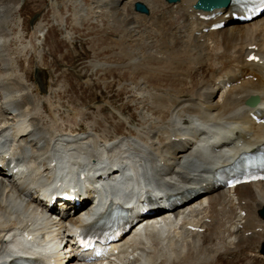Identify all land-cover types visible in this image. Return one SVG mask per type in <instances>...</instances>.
I'll use <instances>...</instances> for the list:
<instances>
[{
  "label": "bare ground",
  "instance_id": "bare-ground-1",
  "mask_svg": "<svg viewBox=\"0 0 264 264\" xmlns=\"http://www.w3.org/2000/svg\"><path fill=\"white\" fill-rule=\"evenodd\" d=\"M91 1L86 7L79 4L80 17L113 7L112 0ZM116 2L118 6L126 2L130 10L137 2L147 3L144 23L130 10L116 7L113 27L118 32L125 28L130 33L139 29L154 34L153 26L159 25L156 40L168 58L161 60L163 70L155 72L166 76L158 75L162 81L177 77L188 88H167L162 96L155 94L148 110L141 109L139 124L131 123L130 118L122 120L127 125L122 135L107 127L101 133L89 128L50 135L37 131L41 107L38 110L32 105L27 78L8 55L11 40L21 38V0H0V163L10 157L20 172V178L0 176V264H9L22 252H36L49 264H60L61 247L69 241L72 227L83 224L84 213L55 223L48 218L52 214L43 211L37 193L68 187L97 190L105 175L120 178L119 183L105 188L106 194L128 204L154 190L171 193L200 186L205 191L191 206L173 214V220L145 226L110 264H264L260 250L264 183L231 190L208 184L211 171L243 151L264 145V124L256 125L249 117L257 108L264 112V17L238 25L225 18L231 12L229 6L205 12L195 9L197 0ZM50 6L53 21L62 26L56 0ZM217 12L222 15L216 22L225 21V27L203 32L213 22H204L199 16ZM43 29L41 23L34 25L30 49L41 43ZM251 99L255 102L250 106ZM93 195L105 207L101 194ZM188 227L204 232H192ZM70 264H77L76 259Z\"/></svg>",
  "mask_w": 264,
  "mask_h": 264
},
{
  "label": "rangeland",
  "instance_id": "rangeland-1",
  "mask_svg": "<svg viewBox=\"0 0 264 264\" xmlns=\"http://www.w3.org/2000/svg\"><path fill=\"white\" fill-rule=\"evenodd\" d=\"M112 1L113 7L109 11H101L102 14L87 11L80 17L77 8L90 5L91 0H56L58 16L63 19L61 26L53 21L52 0H21V38L11 40L8 55L19 66V73L27 78L32 105L38 106L37 109L41 107L40 115L37 116L39 123L35 122L38 132L52 135L61 130L86 131L92 128L96 133H101L107 127L115 135H122L127 126L122 120L130 118L131 123L139 124L141 109L148 110L155 94L162 96L167 88H188V84L182 83L177 77L171 76L168 79L170 81H162L158 77L162 76L163 79L166 76L155 72L158 68L163 70L161 60L168 58L156 40L160 36L155 32L159 25L150 28L154 34H146L139 29L131 30L130 33L125 28L118 32L113 27L116 7L121 10H130L131 7L128 9L126 2L118 6V0ZM101 5L105 6L103 2ZM130 11L139 18L138 21L147 19L144 15H138L133 8ZM37 23L42 24L44 35H40L41 43L37 49L32 50L29 44ZM11 33H14L12 29ZM146 35H149L148 38ZM42 96L48 100L43 101ZM76 122H79L78 126ZM44 129H48V132H44ZM241 205H244L243 202Z\"/></svg>",
  "mask_w": 264,
  "mask_h": 264
},
{
  "label": "water",
  "instance_id": "water-1",
  "mask_svg": "<svg viewBox=\"0 0 264 264\" xmlns=\"http://www.w3.org/2000/svg\"><path fill=\"white\" fill-rule=\"evenodd\" d=\"M177 0H168V2H175ZM227 4V0H200L197 4L199 9H212L214 7L224 6ZM135 11L139 13H147V9L140 3H136ZM264 215V212H263Z\"/></svg>",
  "mask_w": 264,
  "mask_h": 264
}]
</instances>
